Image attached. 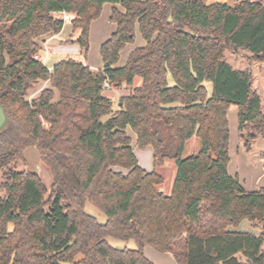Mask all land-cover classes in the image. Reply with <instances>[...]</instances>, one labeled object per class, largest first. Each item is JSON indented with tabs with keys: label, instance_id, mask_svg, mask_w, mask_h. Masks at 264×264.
I'll list each match as a JSON object with an SVG mask.
<instances>
[{
	"label": "trees",
	"instance_id": "1",
	"mask_svg": "<svg viewBox=\"0 0 264 264\" xmlns=\"http://www.w3.org/2000/svg\"><path fill=\"white\" fill-rule=\"evenodd\" d=\"M106 4L121 10L110 12L102 68L65 59L49 72L40 39L61 33L57 15L72 17L78 36L64 43L86 59ZM136 29L144 46L117 67ZM239 52L264 67V0H0V264H153L144 246L176 264H264V189L248 192L228 173L231 106L245 151L264 141L254 75L225 58ZM106 81L129 91L116 111ZM39 82L49 87L28 99ZM193 137L201 148L183 158ZM31 146L51 173L49 193L37 174L18 169ZM133 147L152 149L153 171L140 168ZM260 159L264 170V151ZM167 160L176 165L169 195L156 172ZM87 202L104 224L84 211ZM245 221L256 233L238 230Z\"/></svg>",
	"mask_w": 264,
	"mask_h": 264
},
{
	"label": "rangeland",
	"instance_id": "2",
	"mask_svg": "<svg viewBox=\"0 0 264 264\" xmlns=\"http://www.w3.org/2000/svg\"><path fill=\"white\" fill-rule=\"evenodd\" d=\"M233 0H227L228 3H232ZM109 6V4H108ZM109 9L106 7L103 9L100 18L92 25L93 27L90 30L89 37V51L87 53L86 59L81 57L80 49L77 44L70 43L65 44L64 42L74 39L78 36V33H75L73 36L71 35V29L69 32L70 21L72 19L71 16L65 15H57L64 20L65 26L62 30V35L65 38L64 42L61 44L62 48L57 51V58H52V61H47L48 55H54V50L48 48V46H42L41 43V51H40V59L45 66H49L55 62V60H63L65 58H69L75 61H82L87 63L92 69H96L97 67L102 68V63L100 59L99 49L103 41H105L109 37V33L112 31L113 25L108 20ZM71 18V19H70ZM71 26V25H70ZM71 28V27H70ZM144 45V41L138 33L137 29L135 32V39L132 43L125 46V48L120 53V59L117 64V67H121L125 64L126 58L129 53L135 48L142 47ZM226 61H228L235 68L247 69L252 72L254 75V87L261 94L262 102L264 103V67L257 63H252L250 60L251 56L244 52H239L238 54L226 53ZM51 69V68H50ZM169 85L173 84L172 78L168 77ZM141 85V80L136 78L134 80L133 87H138ZM209 93H211V84H205ZM49 87L48 82H39L33 89L27 92L28 99H33L39 96V94L46 88ZM128 89H107L103 90V95L107 98L113 100V110L116 111L119 108L118 99L122 95H128ZM57 93L54 95V102L57 101ZM228 127H229V171L230 173H237L238 180L240 184L248 189H259L260 186L264 185V177L260 176V153L264 151V141L258 140L255 144L252 143L250 145V151H245L243 148V144L238 140V132H237V107L231 106L228 111ZM128 133L131 134V131L128 130ZM261 145L263 148L261 149ZM134 148V153L136 159L138 161V165L140 168L146 170L147 172H151L154 169L153 166V157H152V149L150 147L140 150L136 147ZM201 148V142L193 137L189 140L182 154L183 158H186L192 154L197 153ZM24 163H19L18 169H26L30 172H33L38 175L44 187L47 190V193L50 192L52 186V176L49 169L43 165L41 161V155L38 149L35 146L28 147L23 152ZM156 172L160 174L164 183L160 187V189L166 194L169 195L172 189L176 165L174 160H167L164 167L156 169ZM258 187L256 188V186ZM84 211L94 217L100 224H104L106 222V217L94 206L90 203H86L84 206ZM239 231H247V232H255L252 231L250 224L248 222H243L239 227ZM256 233V232H255ZM108 243L117 249H136V244L133 241H120L117 239H108ZM143 253L145 257L153 264H176L173 257L169 253L161 254L154 250L149 246H144Z\"/></svg>",
	"mask_w": 264,
	"mask_h": 264
},
{
	"label": "crops",
	"instance_id": "3",
	"mask_svg": "<svg viewBox=\"0 0 264 264\" xmlns=\"http://www.w3.org/2000/svg\"><path fill=\"white\" fill-rule=\"evenodd\" d=\"M205 2H206V4H213V3H225V2H227V0H204ZM106 7H108V9H109V15H108V19H109V16H110V12H111V9L112 8H117V9H119V10H121V8L119 7V6H113V5H109L108 6V4H106V5H104L103 6V9H105ZM103 9H102V11H103ZM96 22V21H95ZM94 22V23H95ZM94 23H92V25H94ZM91 25V28L93 27ZM113 25V24H112ZM64 26H65V23H64ZM63 26V27H64ZM67 27H69V32H70V25L69 26H67ZM91 28H90V30H91ZM64 29V28H63ZM62 29V30H63ZM112 29V31L109 33L110 35L115 31V25H113V27L111 28ZM110 35H109V37H110ZM90 37V36H89ZM108 37V38H109ZM107 38V39H108ZM64 37H63V35H62V31H61V33L60 34H58V35H46V36H44V37H42L41 39H40V42L42 43V46H48V48H50V49H53L54 50V55H48V56H46L47 57V61H52V58H57V56H58V53H57V51H59L61 48H62V46H61V44L64 42ZM73 39H74V36H73ZM106 39V40H107ZM105 40V41H106ZM105 41H103V42H105ZM102 42V43H103ZM40 43V44H41ZM102 43H100V44H102ZM144 46V45H143ZM142 46V47H143ZM128 57V56H127ZM65 59H67V58H65ZM65 59H63V60H65ZM69 59V58H68ZM127 59V58H126ZM58 61H60V60H55V62L53 63V64H51V65H49L48 66V68H52V66L56 63V62H58ZM85 63V62H84ZM86 65H87V63H85ZM87 66H89V65H87ZM90 67V66H89ZM91 68V67H90ZM92 69V68H91ZM101 68L100 67H97L96 69H92V70H100ZM122 89H124V88H122ZM122 96H125V95H122ZM121 96V97H122ZM227 119H228V113H227ZM191 140V139H190ZM264 145V144H263ZM263 148V146L261 145V149ZM259 165H260V176H262V177H264V170H263V161L262 160H260V163H259ZM230 169H229V166H228V173H229V175L230 176H232V177H235V176H237L238 177V174L237 173H230V171H229ZM146 171V170H145ZM242 186V185H241ZM243 187V186H242ZM258 187V185L256 186V188ZM243 189L244 190H246L247 191V189H245L244 187H243ZM259 189H264V185L263 186H260V188ZM259 189H248V190H250V191H248V192H253V191H256V190H259Z\"/></svg>",
	"mask_w": 264,
	"mask_h": 264
},
{
	"label": "water",
	"instance_id": "4",
	"mask_svg": "<svg viewBox=\"0 0 264 264\" xmlns=\"http://www.w3.org/2000/svg\"><path fill=\"white\" fill-rule=\"evenodd\" d=\"M7 125V118L3 108L0 106V131H2Z\"/></svg>",
	"mask_w": 264,
	"mask_h": 264
},
{
	"label": "built area",
	"instance_id": "5",
	"mask_svg": "<svg viewBox=\"0 0 264 264\" xmlns=\"http://www.w3.org/2000/svg\"><path fill=\"white\" fill-rule=\"evenodd\" d=\"M61 15H65V14H61ZM65 18H68V17H66V15H65ZM70 19H71V18H70ZM71 20H72V19H71ZM63 21H64V20H63ZM48 71L50 72L51 69L48 68ZM109 88H110V87H109V83L106 81V82L104 83L102 89H103V90H107V89H109Z\"/></svg>",
	"mask_w": 264,
	"mask_h": 264
}]
</instances>
